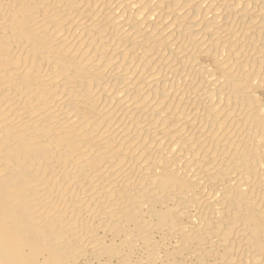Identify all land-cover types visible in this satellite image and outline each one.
Listing matches in <instances>:
<instances>
[{"label":"bare ground","instance_id":"6f19581e","mask_svg":"<svg viewBox=\"0 0 264 264\" xmlns=\"http://www.w3.org/2000/svg\"><path fill=\"white\" fill-rule=\"evenodd\" d=\"M259 87L264 0H0V264H264Z\"/></svg>","mask_w":264,"mask_h":264},{"label":"rangeland","instance_id":"374dc122","mask_svg":"<svg viewBox=\"0 0 264 264\" xmlns=\"http://www.w3.org/2000/svg\"><path fill=\"white\" fill-rule=\"evenodd\" d=\"M198 63L205 66L210 71V73L213 75V77H217L219 75V73L217 72V64L213 58L202 57V58H199ZM251 93L257 102H260V103L262 102L264 104V88L263 87L253 88L251 90ZM154 239L156 241L158 240V237L154 236ZM111 264H118V262L112 261Z\"/></svg>","mask_w":264,"mask_h":264}]
</instances>
